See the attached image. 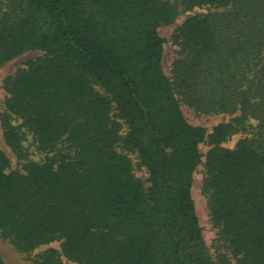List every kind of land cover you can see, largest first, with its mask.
<instances>
[{
    "label": "trees",
    "instance_id": "obj_1",
    "mask_svg": "<svg viewBox=\"0 0 264 264\" xmlns=\"http://www.w3.org/2000/svg\"><path fill=\"white\" fill-rule=\"evenodd\" d=\"M183 1L213 9L174 27L170 78L157 31L170 0H0V64L42 51L3 84L5 141L22 154L30 133L44 152L11 169L0 150V235L18 250L59 240L42 264H264V0ZM181 101L255 121L205 157L214 259L190 190L203 130Z\"/></svg>",
    "mask_w": 264,
    "mask_h": 264
},
{
    "label": "rangeland",
    "instance_id": "obj_2",
    "mask_svg": "<svg viewBox=\"0 0 264 264\" xmlns=\"http://www.w3.org/2000/svg\"><path fill=\"white\" fill-rule=\"evenodd\" d=\"M176 4L177 14L174 20L170 23H161L157 28L159 35L164 38L163 53L161 65L163 72L171 78V68L173 60L177 56L178 45L174 43L172 33L174 27L180 24L185 18L192 15H200L213 9L210 5H196L187 7L183 0H170ZM41 50H28L15 55L0 64V150L5 153L10 161V168H20L23 162L29 159L40 161L44 157V152L36 148V142L30 133H25L22 140V154L16 153L10 145L5 141L3 135L2 114L5 112V98L7 93L4 89V79L15 73V71L24 66L29 60L41 55ZM101 92L103 89H100ZM180 108L186 121L192 126H197L203 130V138L199 142V151L201 153L200 163L196 166L192 173L191 180V195L194 200L196 214L199 224L202 228L204 241L209 249L213 259L218 248L217 244V229L214 226L209 210L208 190L204 186V163L205 157L209 149L215 145L225 148H233L236 142L245 136H249L255 125L253 119L236 118L238 114H205L192 106L180 102ZM14 123H19V120H14ZM229 123L230 125L221 131L223 137L217 142L211 140V135L215 128ZM126 131V126L122 129V134ZM130 157L134 162V172L138 177H147L145 168L138 165V160L135 153H131ZM49 249L60 250V241H53L47 244H42L30 251H20L6 238L0 235V258L4 264H42L44 256L42 254ZM47 255V254H46ZM63 264H77L68 260L64 256H60Z\"/></svg>",
    "mask_w": 264,
    "mask_h": 264
}]
</instances>
